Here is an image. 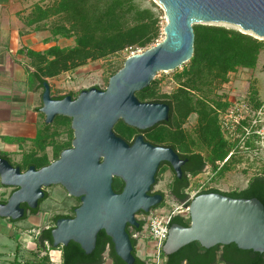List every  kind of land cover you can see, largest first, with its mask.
Segmentation results:
<instances>
[{
    "label": "water",
    "instance_id": "water-1",
    "mask_svg": "<svg viewBox=\"0 0 264 264\" xmlns=\"http://www.w3.org/2000/svg\"><path fill=\"white\" fill-rule=\"evenodd\" d=\"M165 15L164 37L147 49L130 54L108 78L104 89H81L76 97L56 99L43 82L40 111L45 122L56 115L71 118L73 139L57 159L25 170L0 157V183L13 187L0 203V217L17 220L35 209L44 188L61 185L80 204L73 217L58 218L51 229L52 247L69 241L86 254L104 230L125 264H133V245L127 226L138 227L136 214L158 205L162 195L150 194L160 162H168L180 177V159L171 147L154 146L137 135L131 142L113 127L121 119L138 130L167 121L169 106L140 101L135 92L148 86L158 72H168L193 54L194 24L226 23L264 37V0H155ZM188 226L172 223L163 253L198 242L204 248L234 243L240 249L264 252V206L257 198L232 197L218 192L196 195L189 205Z\"/></svg>",
    "mask_w": 264,
    "mask_h": 264
},
{
    "label": "trees",
    "instance_id": "trees-1",
    "mask_svg": "<svg viewBox=\"0 0 264 264\" xmlns=\"http://www.w3.org/2000/svg\"><path fill=\"white\" fill-rule=\"evenodd\" d=\"M161 15L162 10L152 0H51L44 5L33 3L24 17L19 11L22 23L20 35L47 32V42L57 41L59 38L72 40L69 45L54 43L42 51L26 50L34 68L32 76L37 87L42 91L43 82L47 79L75 71L88 62L103 60L122 52L129 55L130 51L148 48L160 35ZM193 30V54L180 66V70L176 68L173 73L175 87L169 93H160V79L154 78L148 86L135 92L140 101L163 102L169 106L168 120L154 125L147 138L152 142L169 145L182 157H187L189 162L194 164L189 169L193 176L202 172L208 165L212 172L209 180L218 179L231 170L237 162L235 152L231 150L242 144L245 151L255 152V159L261 161V167L248 179L246 187L234 191L208 187L200 192H218L242 198L255 197L264 206V156L258 153L261 149L259 136L251 134L240 142L244 133L241 125H238L234 131L238 135L230 139L233 134L224 133L217 111L227 105V95L218 93L219 87L229 81V73L256 67L258 56L264 49V41L221 25L194 24ZM125 58L121 64L109 66L108 78L122 67ZM249 88L246 99L252 109H258L264 99L259 98L253 83ZM79 92L80 90L75 94L69 92L52 96L56 99L65 95L76 97ZM191 114L196 115V123L192 132H189L183 125ZM70 123V117L56 115L39 134V137L44 135V142L52 145V160L57 159L63 149L71 146L73 134ZM242 123L247 124V121ZM113 130L127 142H131L140 131L125 124L121 119L115 123ZM62 131L67 133L68 139L59 141L57 137ZM0 157L7 158L1 151ZM29 157L28 160L24 159L22 163L17 164L7 159L21 170H25L29 165L40 168L50 162L46 155L35 156L33 153ZM165 170L166 167H163L157 174ZM187 185L188 180L183 183L181 190H171L170 194L178 201H183L187 196L184 189ZM5 200L0 198V203ZM159 205H162V202ZM68 216L56 214L52 219L55 221ZM172 223L188 226L190 220L177 215L172 218ZM53 225L52 222L47 228L40 230L34 238L38 248H54L51 237ZM140 228L141 223L137 228L127 226V231L131 235V231ZM131 241L135 256L133 264H148L146 259L136 255V239L131 238ZM58 248L62 252L60 264H103L104 252H108L112 264H125L116 255L111 239L104 230L98 232L95 248L88 254L74 241ZM163 255L164 264H215L217 260L224 264H264V252L240 249L234 243L204 248L194 241L172 254ZM43 257L48 263L51 262L48 253Z\"/></svg>",
    "mask_w": 264,
    "mask_h": 264
},
{
    "label": "crops",
    "instance_id": "crops-1",
    "mask_svg": "<svg viewBox=\"0 0 264 264\" xmlns=\"http://www.w3.org/2000/svg\"><path fill=\"white\" fill-rule=\"evenodd\" d=\"M16 4V0H0V151L15 164L28 160L33 153L46 155L51 161L52 145L39 139L47 123L39 110L42 91L33 79L34 68L26 50L42 51L63 39L47 42V32L20 35L22 23ZM63 74L47 79L51 95L56 94L50 81ZM47 219L40 211L21 220L0 217V264H60L62 252L58 247L40 249L34 239L49 226ZM16 233L21 241H15ZM150 244L148 240L135 246L136 255L147 263ZM45 253L50 263L43 257ZM103 259V264H112L108 252ZM215 264L224 263L217 260Z\"/></svg>",
    "mask_w": 264,
    "mask_h": 264
},
{
    "label": "rangeland",
    "instance_id": "rangeland-1",
    "mask_svg": "<svg viewBox=\"0 0 264 264\" xmlns=\"http://www.w3.org/2000/svg\"><path fill=\"white\" fill-rule=\"evenodd\" d=\"M152 1H154L162 10L160 5L155 0ZM16 2L17 8H19L22 13V16L24 17L29 12L33 3L39 2L44 5L50 3L51 0H16ZM165 21V15L162 10V15L160 16L161 32L157 40L154 43L150 44V46L155 45L164 37L163 26L165 25ZM209 25H221L224 27L233 28L243 33L252 35L258 39H262L264 41V37H257L250 32L243 31L237 26L229 25L226 23H210ZM69 43H72L71 39H63L62 41L58 42V44L60 45H68ZM145 49L147 48L139 50L143 51ZM127 56L129 55H127L126 52H122L120 54L110 56L103 60L88 62L85 66H82L75 71L64 73L60 77L50 81V83H52V85L54 86V93L56 95L66 94L69 92H73L75 94L81 89L89 88L92 86L104 89L107 85L106 80L109 74V66L115 63L121 64L123 59ZM177 69L180 70L181 67H178ZM175 70L176 69L168 72H158L155 75L154 78L160 79L158 85L160 93H169L175 87V82L173 80V73L175 72ZM251 83L254 84V88L258 92L259 98L264 99V49L260 52L256 67L254 69H238L235 72L229 73V81L219 87L218 93H225L228 99H235V96L237 95H244L247 98L250 91L249 86L251 85ZM195 123L196 115L191 114L184 123L183 127L187 131L192 132ZM237 135L234 132L230 139H233V137ZM43 138L44 135L39 139L45 140ZM66 139H68L67 133L65 131L60 132V135L57 137V140L63 141ZM260 145L261 149L258 153L263 157L264 141ZM231 152H235L237 159V162L233 164L231 170L227 171L224 176L218 179L209 180L212 172L210 171L209 166L207 165L205 169L202 172L198 173L196 176L191 175L190 177H188V185L185 188V192L190 193L191 191L196 190L198 183L200 182L204 183L203 188L216 187L221 191H234L245 188L248 179L256 172V169H258V167H261V161H257V159H255L257 158L255 152H251L248 150L245 151L242 147V144H240L238 148L231 150ZM169 179L170 175L168 171L158 173L159 182L155 186V188H160L164 191L165 200H168L171 196L170 192H168V189L166 188V183L169 181ZM12 189L13 187H6L0 185V198L6 199ZM46 191L48 193V197L46 199L41 200V203L39 204V211L42 213V215L48 217V225L52 224V214H70L71 208L78 204V200H76L74 197H70L67 191L61 185H51L46 189ZM138 216H140V213H137L136 217ZM21 219L24 218L22 217L17 220ZM27 224L28 222L26 223V225ZM20 237L21 236L19 235V233H16L15 241H21Z\"/></svg>",
    "mask_w": 264,
    "mask_h": 264
},
{
    "label": "built area",
    "instance_id": "built-area-1",
    "mask_svg": "<svg viewBox=\"0 0 264 264\" xmlns=\"http://www.w3.org/2000/svg\"><path fill=\"white\" fill-rule=\"evenodd\" d=\"M140 52L139 49L130 51V54ZM129 54V55H130ZM218 111L219 122L224 133L232 135L235 128L241 125L243 133L240 141L251 134L259 136L260 143L264 141V102L258 109H252L244 95H237L235 99L227 98V105ZM247 121V124H243ZM231 152L229 153V155ZM224 159V161L229 157ZM203 182L198 183L197 189L187 193L183 201H178L170 196L162 205L150 208L148 212L140 213L136 217L141 228L131 231L130 237L136 239L137 244L150 241L151 252L147 255L148 264H163L165 257L163 255V244L167 237V232L174 216L189 218V205L195 194L202 189Z\"/></svg>",
    "mask_w": 264,
    "mask_h": 264
},
{
    "label": "flooded vegetation",
    "instance_id": "flooded-vegetation-1",
    "mask_svg": "<svg viewBox=\"0 0 264 264\" xmlns=\"http://www.w3.org/2000/svg\"><path fill=\"white\" fill-rule=\"evenodd\" d=\"M74 98V97H73ZM150 102V101H149ZM153 127V126H152ZM152 127H150V128H147V129H144V130H140L136 135H135V137L137 136V135H142L143 136V139L145 140V141H147V142H149L150 144H152V145H154V146H165V147H168L169 145H166V144H163V143H156V142H152L151 140H149L148 138H147V134H148V132H149V130L152 128ZM134 137V138H135ZM133 138V139H134ZM132 139V140H133ZM131 140V141H132ZM170 147V146H169ZM69 148V147H68ZM172 148V147H171ZM178 153V152H177ZM178 155H179V157H180V159H182V160H184V159H186L181 165H180V170H181V173H180V177H177L176 176V172L173 170V168H172V166L168 163V162H166V161H162V162H160V164H159V166H158V170H160L161 168H163V167H166V170L165 171H168L169 172V175H170V179H169V181L166 183V188L168 189V192H170L171 190H181V188H182V185H183V183L186 181V180H188V177H190L191 176V173L189 172L190 170V168L194 165L192 162H189V160H188V158L187 157H182L179 153H178ZM14 166H17V165H14ZM158 170H157V172H158ZM23 171V170H22ZM164 171V172H165ZM157 172H156V175H155V182L151 185V188H150V191H149V193L150 194H156V193H160L161 195H162V198H161V201H160V203L162 202V204H163V202L165 201V199H164V191L162 190V189H160V188H155V186L158 184V182H159V180H158V174H157ZM196 176V175H195ZM48 187H46V188H44L43 190H44V192H45V194H46V197H45V194H44V197L42 198V199H40L39 201H38V206L35 208V209H31V208H28L27 206H26V204H21V206H23L24 208H25V217L24 218H27L29 215H36L38 212H39V204L41 203V200H43V199H46L47 197H48V193H47V191H46V189H47ZM186 188V187H185ZM184 188V189H185ZM203 189H205V188H203ZM203 189H200L196 194H195V196L196 195H198V194H202V192H200L201 190H203ZM14 190V188L11 190V191H13ZM10 191V192H11ZM68 196V195H67ZM70 196V195H69ZM194 196V197H195ZM70 197H72L73 198V196H70ZM193 197V198H194ZM76 200H78V204L76 205V206H73L72 208H71V213L70 214H64V215H69L68 217H73L74 216V209L80 204V200H79V198L78 197H74ZM159 203V204H160ZM159 204H158V206H159ZM155 207V206H154ZM154 207H152V208H154ZM157 207V206H156ZM54 215H56V214H52V216H51V222H53V223H55V221L57 220H55V221H53V216ZM137 215V214H136ZM45 229V228H44ZM105 254V253H104ZM103 258H104V255H103Z\"/></svg>",
    "mask_w": 264,
    "mask_h": 264
},
{
    "label": "clouds",
    "instance_id": "clouds-1",
    "mask_svg": "<svg viewBox=\"0 0 264 264\" xmlns=\"http://www.w3.org/2000/svg\"><path fill=\"white\" fill-rule=\"evenodd\" d=\"M172 196V195H171ZM173 197V196H172Z\"/></svg>",
    "mask_w": 264,
    "mask_h": 264
}]
</instances>
